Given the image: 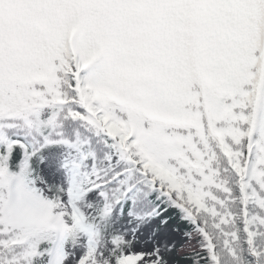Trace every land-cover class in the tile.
Wrapping results in <instances>:
<instances>
[{"label":"snow or ice","instance_id":"obj_1","mask_svg":"<svg viewBox=\"0 0 264 264\" xmlns=\"http://www.w3.org/2000/svg\"><path fill=\"white\" fill-rule=\"evenodd\" d=\"M181 262L264 264V0H0V264Z\"/></svg>","mask_w":264,"mask_h":264},{"label":"rangeland","instance_id":"obj_2","mask_svg":"<svg viewBox=\"0 0 264 264\" xmlns=\"http://www.w3.org/2000/svg\"><path fill=\"white\" fill-rule=\"evenodd\" d=\"M136 250H140V249H139V246H137V249H136ZM181 264H183V262H181Z\"/></svg>","mask_w":264,"mask_h":264}]
</instances>
